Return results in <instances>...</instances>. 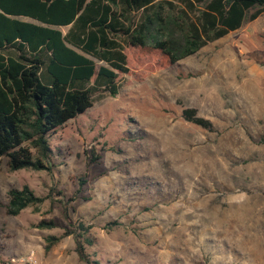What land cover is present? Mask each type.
I'll list each match as a JSON object with an SVG mask.
<instances>
[{"label": "rangeland", "instance_id": "1", "mask_svg": "<svg viewBox=\"0 0 264 264\" xmlns=\"http://www.w3.org/2000/svg\"><path fill=\"white\" fill-rule=\"evenodd\" d=\"M133 61L117 97L49 137L51 173L0 159V203L25 186L45 198L0 207V264H84L75 235L45 250L81 225L100 264H264V15L174 67Z\"/></svg>", "mask_w": 264, "mask_h": 264}, {"label": "trees", "instance_id": "2", "mask_svg": "<svg viewBox=\"0 0 264 264\" xmlns=\"http://www.w3.org/2000/svg\"><path fill=\"white\" fill-rule=\"evenodd\" d=\"M263 15L264 0H0V159L11 172L51 173L49 137L117 97L134 57L168 69ZM183 117L214 128L196 109ZM8 197L0 207L13 217L45 201L29 186ZM80 230L49 237L46 252L75 235L80 261L100 264L87 253L89 228Z\"/></svg>", "mask_w": 264, "mask_h": 264}, {"label": "built area", "instance_id": "3", "mask_svg": "<svg viewBox=\"0 0 264 264\" xmlns=\"http://www.w3.org/2000/svg\"><path fill=\"white\" fill-rule=\"evenodd\" d=\"M20 262H27L28 264H37V261L34 259V254L28 257V259H21Z\"/></svg>", "mask_w": 264, "mask_h": 264}, {"label": "crops", "instance_id": "4", "mask_svg": "<svg viewBox=\"0 0 264 264\" xmlns=\"http://www.w3.org/2000/svg\"><path fill=\"white\" fill-rule=\"evenodd\" d=\"M239 31V30H238ZM238 31H236V32H238ZM232 33H234V32H232ZM232 33H230V34H232Z\"/></svg>", "mask_w": 264, "mask_h": 264}]
</instances>
